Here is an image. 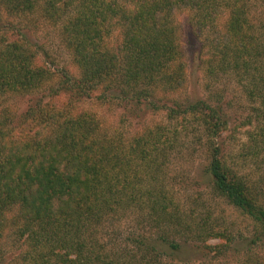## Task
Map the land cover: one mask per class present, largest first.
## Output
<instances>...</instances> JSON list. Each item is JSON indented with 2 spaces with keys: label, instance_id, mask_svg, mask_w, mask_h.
<instances>
[{
  "label": "trees",
  "instance_id": "trees-1",
  "mask_svg": "<svg viewBox=\"0 0 264 264\" xmlns=\"http://www.w3.org/2000/svg\"><path fill=\"white\" fill-rule=\"evenodd\" d=\"M38 9L54 24L62 20L79 70L77 76L64 70L61 88L78 99L115 101L136 111L159 108L166 90L185 82L176 15L188 13L191 28L201 34L215 30L216 17L227 10L225 25L217 30L222 41L214 37L204 43L212 45L208 74L235 79L255 104L246 123L254 117L256 130L248 131L241 153L261 178L252 186L223 156L216 143L228 124L221 104L197 99L165 107L171 121L192 115L200 123L210 142L204 177L255 225L251 243L264 241V185L259 184L264 182V24L249 21L247 0H0V98L36 92L48 76L46 66L35 62L23 26L8 21ZM115 32L118 43L113 44ZM48 107L56 108L41 101L30 104L19 128L13 126L12 114L0 113V239L7 230L17 233L22 250L14 264H179L164 263L162 257L197 247L206 238L234 241L207 217L181 215L173 206L166 211L163 196L150 205L154 212H171L166 222L155 213L157 238L149 241L138 233L127 249L108 253L96 241V232L109 221L108 212L114 217L118 209L134 207L140 191V181L129 177L128 169L136 158L163 151L161 144L169 136L157 127L136 144H113L92 113ZM145 194L154 196V191L146 189ZM206 247L216 255L226 251L223 244ZM245 253L241 264H264L251 247Z\"/></svg>",
  "mask_w": 264,
  "mask_h": 264
},
{
  "label": "rangeland",
  "instance_id": "rangeland-1",
  "mask_svg": "<svg viewBox=\"0 0 264 264\" xmlns=\"http://www.w3.org/2000/svg\"><path fill=\"white\" fill-rule=\"evenodd\" d=\"M249 21L255 26L264 24V0H247ZM41 10L35 13L12 17L15 25L23 26L22 30L33 44L35 62L37 65L46 66L48 76L45 77L42 88L36 92H13L0 98V113L14 116V127H18L24 111L30 104L41 101L43 105H55L56 108L48 109H74L92 113L98 120L99 126L113 144H136L137 140L147 137L149 129L162 127L169 136L167 142H163V151L155 150L146 153L144 159L136 158L128 169L129 177L137 176L140 181V191L137 194L134 207H126L117 210L114 217L107 214L109 221H105L102 228L96 232L95 239L98 244L105 246L108 253L129 247V243L139 234L149 237V241L157 238L160 228L154 218L155 213L166 222L169 214L154 212L151 209V201L159 200L164 196L163 204L166 211L175 207L181 215L194 213V216L207 217L215 228L224 230L227 238H206L199 246L183 249L173 256H163L164 263L179 264H241L247 253L245 250L252 248L264 263V241L251 243L254 238L255 225L250 219L241 214L223 196H219L211 187V183L204 177L203 170L209 159L208 138L203 134L200 123L193 116L185 120H170L167 116L168 107L176 101L178 104H188L197 99H204L212 104H221L228 119L227 128L216 138V143L223 150V156L227 163L245 176L252 186L257 183L262 174L254 168L249 159L242 156V145L249 142L248 131L256 130V119L246 123L249 116L254 113L253 106L242 85L235 79L226 75L211 77L208 70L213 60L209 54L211 44L204 45L206 39L222 41L217 32L220 26L225 25L227 10L216 17L217 28H207V32L200 34L188 21V13L176 15L179 26V45L182 51L181 59L186 67L182 74L185 82L182 85H173L166 90L158 107H142L139 110H126L115 101L103 102L90 98L82 100L74 94L64 91L60 82L64 70H68L74 76L79 75V70L73 62L70 46L66 43L61 30L62 20L54 24L49 18L41 15ZM7 18H10L8 16ZM5 19V18H4ZM217 35V36H214ZM112 43H118V33L111 38ZM211 58V59H210ZM183 66V65H182ZM50 69V70H49ZM216 71H220L216 69ZM62 73V74H61ZM165 108V109H164ZM244 122L246 124H244ZM137 171V173H135ZM264 179V178H263ZM262 182V180H260ZM261 186L264 185L259 183ZM146 189L154 191V196L142 195ZM261 202L264 204V188ZM176 205V206H175ZM156 207L159 208L157 204ZM180 214V213H179ZM109 216V217H108ZM134 233L132 236L131 233ZM92 236V230H87ZM17 233L7 230L0 239V264H14L19 262L17 257L21 249L20 240H16ZM132 238V239H130ZM231 238V239H232ZM236 239V241H235ZM226 251L216 255V250H208L206 246L222 245ZM124 253H128L124 251ZM245 253V254H244ZM139 256V255H137Z\"/></svg>",
  "mask_w": 264,
  "mask_h": 264
}]
</instances>
